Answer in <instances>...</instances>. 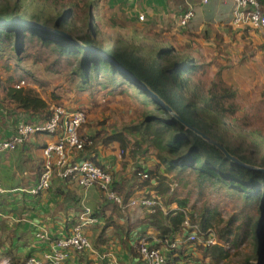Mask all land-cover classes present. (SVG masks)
Returning a JSON list of instances; mask_svg holds the SVG:
<instances>
[{
    "label": "trees",
    "instance_id": "16d2710c",
    "mask_svg": "<svg viewBox=\"0 0 264 264\" xmlns=\"http://www.w3.org/2000/svg\"><path fill=\"white\" fill-rule=\"evenodd\" d=\"M103 1L84 0L81 4L79 0H0V21L18 19L48 28L25 26L21 23L0 25V57L9 55L17 66L25 61L39 64L48 75L66 78L70 87L80 92L94 93L97 96L94 99L107 100L113 96H126L138 103V120L124 124L121 128L102 123L85 124L80 129V134L86 140V147L73 159V162L88 160L97 167L107 169L95 152L97 153L98 147L107 149L114 144L123 158L132 162L145 160L150 153L153 154V167L147 169L141 165L135 166L129 181L119 183L112 173L111 189L123 198L125 206L135 197L136 191L149 189L156 182L160 185L154 188L155 194L149 192L138 197L163 200L161 197L165 193L162 183L168 177L176 178L179 182L186 181L187 174L194 177L200 190L223 189L242 200L244 210L241 215H233L228 220L221 217L222 213L216 207L204 206L194 221L193 215L187 210L188 201L173 198L166 201L165 210L158 208L153 214L138 207L145 213L142 223L152 227L160 241L151 245L152 249L161 251L165 247L164 255L170 261L192 264L189 251L193 247L205 259L209 258L210 264H230V249H237L244 243L246 230L243 228L250 227L254 233L257 255L253 253L241 264H264V172L240 164L264 169V139L260 138L262 145L238 140L239 145L238 142L231 141L235 135L228 128L231 125L228 126L225 120H231L238 112L236 89L218 72L217 79L211 82L204 95L199 82H193V79L205 70V63L190 54L181 53L168 42L154 40L149 43L144 29L138 28L133 33L126 34L121 33L116 26L109 29L107 23L100 22ZM258 1L264 13V0ZM80 10L84 14L83 19H79ZM136 18V21L146 25L144 19L139 16ZM49 29L68 34L79 43ZM82 45L93 47L100 53L86 51ZM262 62L264 64V57ZM130 76L145 84L148 90ZM17 86L18 84L6 89L4 94L6 99L12 100L16 105L13 111L30 116L31 121L26 123L48 121L51 113L39 94L33 89L26 90ZM149 90L168 104L180 119L158 103ZM35 117L38 120L32 121ZM211 122H220L221 128ZM86 129L95 131L88 134L85 133ZM202 135L224 148L228 155L218 146L206 141ZM13 153L17 151L10 152ZM231 157L240 163L233 161ZM25 169L26 166H19L20 172ZM57 181H61L66 187L61 192L58 190L60 183H55ZM25 185L22 183V186ZM3 186L0 182V187L5 190ZM68 186L85 191L75 180L59 179L56 175L53 177L51 187L54 192L60 193L61 199H65V196L73 198ZM26 187L23 188L31 186ZM91 188L97 189L101 204L105 203L100 209L93 211V216L100 217L106 209L118 208L115 202L106 199L98 184ZM50 189L39 195L29 194L22 188L17 191L23 197V204L27 202V196L39 198ZM171 204H176L178 209L171 210ZM187 216L197 224L198 230L184 227ZM79 219L80 216H73L69 221L68 233L56 240L70 237L74 228L80 224ZM215 227L221 228L214 232ZM84 229L85 227L83 232L87 236ZM194 231L205 239L213 233L217 243L204 246L195 241L174 250L165 243L172 241L176 235L185 237ZM4 243L0 237V264H28L33 249L28 254H22L18 252L17 245Z\"/></svg>",
    "mask_w": 264,
    "mask_h": 264
},
{
    "label": "crops",
    "instance_id": "0c3cea01",
    "mask_svg": "<svg viewBox=\"0 0 264 264\" xmlns=\"http://www.w3.org/2000/svg\"><path fill=\"white\" fill-rule=\"evenodd\" d=\"M101 6L100 22L107 23L109 29L113 26L119 27V30L123 28L126 30L121 31L123 34L133 33L138 28L144 29L151 42L157 40L173 45L174 38L167 40L163 31H170L174 23L178 25L182 11L190 6L194 16L188 27L183 29L185 31L183 37L189 36L186 37L189 44L209 46L207 50L213 54L215 71L221 72V77L231 86L244 89L256 85L259 81L264 83L262 62L264 35L249 27L233 26L234 5L229 0H208L207 3L204 0H104ZM141 15H144L146 25L136 21V16ZM191 52L193 51L188 50L185 54L196 57ZM203 63L208 65L206 62ZM10 88L7 87V89ZM40 97L49 109L54 104H49L45 98ZM63 105L73 108V106ZM36 120H38L36 117L32 119V121ZM27 121H31L30 116L19 111L7 110L0 104V139L12 136L17 124ZM91 121L87 124L94 123ZM93 131L95 129H86L85 133L91 134ZM49 141H52V138L39 135L17 149V153L9 152L0 156V182L6 188L5 192L0 194V237L6 245H17L18 252L22 254H28L33 249L31 254L34 257L43 256L50 250L51 244L57 237L68 233L69 221L75 215L81 216L84 207H89L92 212H95V209L105 205V203L101 204L97 189L90 188L83 192L79 188L74 190L73 186L67 187L72 190L73 198L65 196V199H61L60 193L57 194L51 187L50 191L45 192L42 197L27 196V202L21 203L23 197L17 189H25L23 187L28 188L36 184L39 170H41L39 168L42 164L43 146ZM95 155L113 173L115 180L119 183L129 181L131 178L132 173H128L129 177L126 176V179H123L122 171L125 166H128V170L132 168L131 171H133L135 166L139 165L138 162L147 169L155 164L151 153L145 160L143 159L144 161L142 159L137 162L125 160L115 144L107 149L98 147ZM22 165L26 166V169L20 172L19 166ZM25 172L27 176L24 175ZM17 182L20 186H16ZM22 183L26 185L22 186ZM59 183L58 190L61 192L66 187L61 181ZM153 185L149 189L136 191L135 197L154 191V188L159 186L158 183ZM169 208L178 209L176 204H171ZM96 218L98 223L87 225L84 229L91 242V249L83 255L69 251V264H145L136 249L139 239L146 241L150 246L160 242L154 229L142 223L145 213L138 207L118 206L116 210L106 209L104 215ZM43 231L48 233V239L42 240L38 237ZM174 238L181 239L182 235H176ZM191 248L189 255H191L192 264L199 259L209 264V258L205 259L200 251L197 252L193 247ZM161 251L165 253L166 248H162ZM201 262L197 261L196 264Z\"/></svg>",
    "mask_w": 264,
    "mask_h": 264
},
{
    "label": "rangeland",
    "instance_id": "374dc122",
    "mask_svg": "<svg viewBox=\"0 0 264 264\" xmlns=\"http://www.w3.org/2000/svg\"><path fill=\"white\" fill-rule=\"evenodd\" d=\"M79 1L81 4L84 2V0ZM107 12L109 14V10H107ZM78 15L79 19L84 18V14L81 10ZM171 28L170 31H163L164 37L167 38V40H172L171 38H174L173 43L181 53H187L188 50H192V54L201 61L208 63L207 66L205 65V70H203L197 78L193 79V82H199L202 93L206 95L211 82L217 79L213 54H210L207 50L209 46L205 45L203 47L202 44L195 46L190 45L189 41L186 39V37L189 36L186 35L185 38L183 37L185 31L180 28L179 23L178 25L175 23L172 24ZM157 30L159 31L158 28ZM119 31L125 32L126 30L121 28ZM148 38V42L150 43L151 39L150 37ZM23 80L25 82V85L22 86L23 89H35L34 91L45 98L49 104L59 103L73 106V108L85 109L88 115L87 123L92 120L91 122L94 123H102L110 127L121 128L124 124L137 121L139 118V105L130 97L113 96L106 101H103L104 99H94V97H97L94 93L90 91L80 92L70 87L66 82V78L51 74L48 75L39 64H34L32 61H25L17 66L16 61L12 59V57H9V55L4 56V58L0 57V104L6 109L15 110L16 108L13 101L6 99L4 96L7 87L16 86ZM256 83V85L245 87L244 89L234 87L237 91L235 102L238 106V112L231 120H225L228 126H234L228 127L231 129L232 134L235 135V138L231 140L233 143H239L238 140L241 142L245 140L247 143L254 142L257 143L256 145H262V140L260 138L264 139V83L261 81ZM191 99L194 100V98ZM195 101H197L201 107L203 106L198 100ZM233 119L235 121H232ZM211 124L221 128L220 122H211ZM151 157L154 158L153 155H151ZM43 161L44 159L42 158V163ZM142 161L144 160L142 159ZM137 164L141 165L142 163L138 162ZM131 170H128V166H125L123 169L124 172L122 171L123 179H126V176L129 177V174L132 173ZM185 176L186 181L179 182L176 178L168 177V179L162 183L165 194L161 197L163 200L160 201L164 207L169 198L179 199L180 201L186 200L188 201L187 210L193 215L194 221L204 206H210L211 208L216 207L222 213L221 217L225 220L230 219L233 215H241L240 213L244 210L242 207V200L237 199L232 196L230 192L228 193L223 189L205 188L200 190L193 176L190 174ZM175 183L178 184V187L172 190V184ZM16 186H20V184L17 182ZM151 192V194H155L154 191ZM220 228L221 227H215L213 231L216 232ZM243 229L246 230V234L243 237L244 243L237 249H230L231 257L228 259L230 264H241L245 259L252 256L253 253L257 255L253 230H251L250 227H244ZM33 241H35L34 237ZM197 261L201 262L199 259L193 261V264H196ZM201 263L205 264L203 261Z\"/></svg>",
    "mask_w": 264,
    "mask_h": 264
},
{
    "label": "built area",
    "instance_id": "2783aa9c",
    "mask_svg": "<svg viewBox=\"0 0 264 264\" xmlns=\"http://www.w3.org/2000/svg\"><path fill=\"white\" fill-rule=\"evenodd\" d=\"M233 3L232 25L235 27H249L264 35V13L258 0H229ZM205 3L208 0H204ZM194 16L192 7H187L179 16V26L184 29L188 27ZM144 19V15L140 16ZM25 82L19 83L17 88H22ZM51 116L48 121L38 124L20 122L16 126L15 133L10 138L0 139V154L16 151L24 146L36 136L44 134L52 138L42 150L43 164L40 170L38 181L35 185L23 191L39 195L41 192L51 188V182L56 175L59 179H72L77 181L87 191L95 184H98L104 192L106 199L115 202L118 206L125 207L123 198L111 189L113 181L112 173L108 169L95 166L92 162L76 161L73 159L77 153L86 147V140L82 138L80 129L87 123V111L83 108H68L62 104H53L50 107ZM27 176V173H24ZM178 184H172L175 190ZM5 190L0 187V194ZM128 207H141L150 213H155L158 208L165 210L160 200L155 198L134 197ZM80 224L73 230V234L68 238L56 240L51 244L48 252L41 257H30L28 264H69V251L86 253L91 249V242L84 234L83 228L87 225L98 223V219L93 216L89 207H84L80 216ZM187 229L198 230L197 224L193 223L187 216L184 223ZM38 237L42 240L48 239V233L43 231ZM198 241L204 246L216 244V237L212 233L211 237L204 239L197 235L196 231L190 235L182 236L181 239L174 238L165 242L170 249L174 250L184 244ZM145 264H184L180 261H170L162 251L152 249L146 241H139L136 245Z\"/></svg>",
    "mask_w": 264,
    "mask_h": 264
},
{
    "label": "water",
    "instance_id": "95a60500",
    "mask_svg": "<svg viewBox=\"0 0 264 264\" xmlns=\"http://www.w3.org/2000/svg\"><path fill=\"white\" fill-rule=\"evenodd\" d=\"M6 23H11V24L21 23V24H24L25 26H35V27L44 28L43 26L38 25V24H36V23H32V22H24V21H20V20H18V19H15V20L10 21V22H7V21H0V25H2V24H6ZM44 29H48V28H44ZM49 30H50V31H53V32L60 33V34H62V35H64V36H66L68 39L73 40V41L79 43L75 38H73L72 36H70V35H68V34H65V33H63V32H60V31H57V30H53V29H49ZM82 46H83V48H84L86 51H91V52H93V53H100L98 50H96V49L93 48V47H89V46H85V45H82ZM104 56H105V55H104ZM105 57H106V56H105ZM107 59L113 61L112 59H110V58H108V57H107ZM119 68H120V67H119ZM120 69L123 70L122 68H120ZM130 77L132 78L133 81H135V82L141 84L142 87H144L145 89L148 90V88L146 87L145 84H143L142 82L137 81V80H136L134 77H132V76H130ZM149 92H150L151 96H153V97L156 99V101H157L158 103H160L165 109H167L171 115H173L174 117L180 119L179 116H178V115L172 110V108H171L168 104H166L161 98H159L158 95H156L155 93H153V92L150 91V90H149ZM202 136H203V135H202ZM203 138H204L206 141H208V142H210V143H212V144L218 146L219 148H221V149L224 151V153L227 154L226 150H225L224 148H222L220 145H218L217 143L213 142L211 139H209V138L206 137V136H203ZM227 155H228V154H227ZM231 159H233V161H236L237 163H240V162H239L236 158H234V157H231ZM240 164H242L243 166H245V167H247V168H249V169L260 170V171H263V172H264V169H263V168H256V167H253V166H250V165H246V164H243V163H240Z\"/></svg>",
    "mask_w": 264,
    "mask_h": 264
}]
</instances>
